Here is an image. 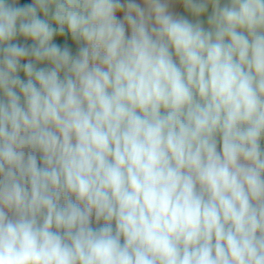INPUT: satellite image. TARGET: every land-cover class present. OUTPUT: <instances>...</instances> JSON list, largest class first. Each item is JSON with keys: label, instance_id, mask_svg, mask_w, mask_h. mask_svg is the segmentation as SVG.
<instances>
[{"label": "clouds", "instance_id": "1", "mask_svg": "<svg viewBox=\"0 0 264 264\" xmlns=\"http://www.w3.org/2000/svg\"><path fill=\"white\" fill-rule=\"evenodd\" d=\"M0 264H264V0H0Z\"/></svg>", "mask_w": 264, "mask_h": 264}, {"label": "crops", "instance_id": "2", "mask_svg": "<svg viewBox=\"0 0 264 264\" xmlns=\"http://www.w3.org/2000/svg\"><path fill=\"white\" fill-rule=\"evenodd\" d=\"M30 2H31V0H20V3H21V4H24V3H30ZM137 2H139V0H137ZM175 11L180 12L181 10H180L179 8H176ZM118 16H119V18L122 19V15H119V14H118ZM93 226H94V227H97L98 225H96L95 223H93Z\"/></svg>", "mask_w": 264, "mask_h": 264}]
</instances>
